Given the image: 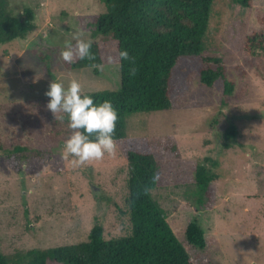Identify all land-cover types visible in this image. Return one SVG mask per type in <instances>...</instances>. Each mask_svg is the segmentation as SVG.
I'll return each instance as SVG.
<instances>
[{
    "label": "rangeland",
    "instance_id": "1",
    "mask_svg": "<svg viewBox=\"0 0 264 264\" xmlns=\"http://www.w3.org/2000/svg\"><path fill=\"white\" fill-rule=\"evenodd\" d=\"M25 7L34 11L35 31L0 44V252L86 240L96 219L106 238L128 234L126 139L147 137L161 164L152 193L195 264H264V53L245 44L249 34L264 29V0L251 7L214 0L201 55L220 56L226 77L205 85L199 76L202 62L183 58L170 83L174 108L128 113L126 136L115 140L114 154L79 167L61 155L71 133L67 115L55 118L45 92L54 78L67 84L75 77L84 91L120 87L119 63L67 69L61 57L65 41L75 47V31L84 39L101 38L94 21L105 5L10 0L16 15L23 16ZM227 81L233 82L229 94ZM231 124L237 135L229 140ZM18 145L51 154L44 164L18 173L7 161ZM206 158L217 162L219 175L213 181L216 200L208 209L198 206L195 185V168ZM192 220L205 230L203 248L187 243Z\"/></svg>",
    "mask_w": 264,
    "mask_h": 264
},
{
    "label": "trees",
    "instance_id": "2",
    "mask_svg": "<svg viewBox=\"0 0 264 264\" xmlns=\"http://www.w3.org/2000/svg\"><path fill=\"white\" fill-rule=\"evenodd\" d=\"M105 10L95 18V33L91 58L65 61L67 69L119 63V88L84 91L95 99H109L118 110L114 139L126 136L128 113L171 110L170 83L175 67L183 58L202 62L199 76L205 85H213L226 77V67L220 56L201 55L206 49L205 34L209 30L210 12L214 0H100ZM251 7L254 0H236ZM31 7L24 15L10 10V0H0V44L25 39L37 28ZM250 51L264 53V29L249 34L245 41ZM127 49L130 59H121L119 50ZM111 57V59H110ZM135 66L133 73L131 68ZM49 69V67H47ZM98 71V70H96ZM225 92L231 93L233 82L227 81ZM72 132V129H69ZM227 139L237 135V127L227 128ZM129 161L128 214L131 230L128 234L106 238L103 224L96 219L86 240L52 247L0 252V264H195L187 249L168 221L165 209L154 197L158 185L160 161L147 137L126 139ZM2 144L0 142V150ZM47 148L15 146L7 156L8 164L18 173L46 162ZM217 162L209 158L195 168L197 204L212 208L216 200L213 181L218 179ZM187 243L206 246L205 230L197 220L186 227Z\"/></svg>",
    "mask_w": 264,
    "mask_h": 264
},
{
    "label": "clouds",
    "instance_id": "3",
    "mask_svg": "<svg viewBox=\"0 0 264 264\" xmlns=\"http://www.w3.org/2000/svg\"><path fill=\"white\" fill-rule=\"evenodd\" d=\"M72 39L75 40V47L72 40H67L61 50L64 61L73 63L76 58L92 57L91 39L82 38L80 31L73 32ZM118 55L121 59H130L127 49L119 50ZM131 71L133 73L136 71L135 66ZM45 95L50 98L47 108L55 118L57 113L67 115L68 127L72 132L63 142L61 155L63 158L71 157L73 167L82 166L92 160H100L105 154H114L118 110L111 100H98L85 93L81 81L75 77L69 79L67 84L63 78L52 79ZM59 118L63 119L64 116L61 115Z\"/></svg>",
    "mask_w": 264,
    "mask_h": 264
}]
</instances>
